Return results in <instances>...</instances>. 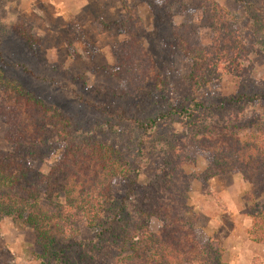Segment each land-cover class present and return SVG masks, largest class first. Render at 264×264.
<instances>
[{"label": "rangeland", "instance_id": "374dc122", "mask_svg": "<svg viewBox=\"0 0 264 264\" xmlns=\"http://www.w3.org/2000/svg\"><path fill=\"white\" fill-rule=\"evenodd\" d=\"M0 56L5 76L72 123L75 210L44 225L57 248L72 246L71 262L105 246L107 264H211L219 247L225 264H264V242L248 238V211L264 205L251 186L264 142V0H0ZM19 98L0 89V152L13 150V121L43 143ZM54 143L31 169L55 164ZM104 145L128 163L125 181L98 164ZM43 255L33 228L0 220V264H58Z\"/></svg>", "mask_w": 264, "mask_h": 264}, {"label": "trees", "instance_id": "16d2710c", "mask_svg": "<svg viewBox=\"0 0 264 264\" xmlns=\"http://www.w3.org/2000/svg\"><path fill=\"white\" fill-rule=\"evenodd\" d=\"M108 30L109 24L104 26ZM229 50H231L229 48ZM229 50L226 51L229 55ZM213 50H206V62L209 66L210 56H215ZM233 57L231 54L230 58ZM227 58V57H226ZM215 59V58H214ZM211 62V60H210ZM221 63V61H219ZM237 62V61H235ZM225 63V62H224ZM223 63V64H224ZM3 60L0 56V89L5 91L12 90L20 95L19 101L23 102L24 111L31 116L35 129V134L43 137V143L52 138L58 148H61L62 154L56 159V162L46 173L36 172L29 167L31 161L43 159V155L38 153L43 151L42 142H36L32 137L27 135L24 130H18L20 125L15 121L10 122L5 139L13 146L12 151L0 152V220L9 218L16 220L24 225L33 228L38 234V241L42 243L44 255L47 261L56 259L58 264H75L68 259L67 250H71V245L66 248H57L52 238L44 230L45 223L48 224L54 220L62 221L67 214H72L75 210L74 203L68 200L69 190L66 180L69 177L68 163L66 159L74 145V132L72 123L69 118L64 116L58 109L51 107L41 98L35 96L21 84L11 81V78L5 76ZM205 72L196 66L191 73L190 86L202 87L205 84ZM257 164L254 171V179L251 181L254 196L264 197V142L263 147L259 148ZM97 162L104 170L105 174L111 179L125 181L131 175L128 163L123 157L110 145H104L96 152ZM218 173H225L230 168H223L218 165L215 168ZM211 170H207L206 174H214ZM44 194V195H43ZM43 195L45 207L40 203V196ZM106 195L105 201L89 214L88 226L95 228L101 224V213L104 214L110 210L112 201ZM248 217L251 219L249 228V240L254 243L264 242V205L260 209H251L248 211ZM103 234V233H102ZM149 235V234H148ZM149 238L160 239L162 236L150 234ZM102 239V237H101ZM109 240L110 238H104ZM222 249L215 247L212 251L213 259L211 264H225L222 260ZM76 255L83 264H107L103 258L110 255L109 248L102 246L100 250L94 247L87 249L86 252L77 250ZM90 255V257L88 256ZM67 258V259H66ZM93 258V260H91ZM63 259V261H61ZM91 260V261H89ZM103 262V263H100Z\"/></svg>", "mask_w": 264, "mask_h": 264}]
</instances>
